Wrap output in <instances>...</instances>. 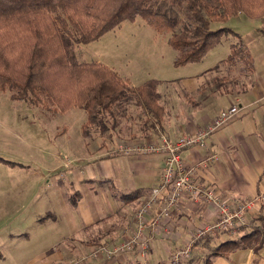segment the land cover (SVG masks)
Returning <instances> with one entry per match:
<instances>
[{
  "label": "crops",
  "instance_id": "crops-1",
  "mask_svg": "<svg viewBox=\"0 0 264 264\" xmlns=\"http://www.w3.org/2000/svg\"><path fill=\"white\" fill-rule=\"evenodd\" d=\"M239 16L242 15L236 17ZM251 22L257 23V27L260 26L257 30L261 29L262 33L252 41L243 39L253 60V70L246 71L244 63L236 62L241 65L236 80L229 81L222 74L234 67L223 61L231 55V46L239 41H233L227 52L213 53L215 47L209 52L212 56L206 59L208 61L203 59L175 71L172 68L176 51L168 43L169 36L161 42V35L153 29H149V33L154 45L161 49L158 56H154L156 62L146 69L133 66L130 78L120 75L134 88L149 80L161 81L160 103L167 111L165 121L160 125L162 130H159L172 140L196 133L234 104L239 107L234 121L210 136L204 147L185 150L182 158L188 165H194L212 156L213 160L200 171L198 183L215 185L232 205L255 200V206L248 212V224L239 236L221 233L197 242L193 258L186 264H205L213 250L229 240H239L262 223L264 225V19ZM216 23L220 24L218 27L226 28L222 22ZM218 65L219 69L214 70ZM174 85L182 87L192 97L187 106L180 105L178 98L173 99L172 104L165 99L167 92L174 90ZM177 106L178 113L168 111ZM70 111L83 110L74 108ZM41 113L43 115V111ZM37 122L41 124L39 118ZM70 127L64 131L66 142L61 148L49 153L36 150L39 164L27 166L18 162L21 166L16 167L20 169L17 174L31 178L21 183H27L23 192L27 198L24 205L28 202V207L35 205V208L30 215L23 217L19 228L9 235L8 242L13 246L16 243H47L52 250L51 254L44 256L43 262L33 261L31 264L67 263L76 254L100 247L111 249L130 238L136 227L137 208L161 182L164 167L161 155L111 156L108 152L122 144L124 139L113 136L97 146L86 145L77 137L79 134L75 133L76 139L72 138ZM151 138L130 136L134 142H146ZM43 198L46 206L37 207L36 203ZM160 206L155 205L148 215L146 233L151 237L148 260L135 250L114 260L96 259L92 264H171L173 253L191 241L200 226L216 218L213 207L189 199H184L168 217L160 215ZM22 214V207L15 212L19 218ZM2 215L4 218L10 216ZM157 218L156 232H153L151 224ZM29 219L31 223H27ZM28 224L32 226L31 230L25 228ZM50 224L53 225L49 227ZM57 226L66 228L67 233L52 230ZM209 264H264V246L260 250L252 247L225 250L222 255L213 257Z\"/></svg>",
  "mask_w": 264,
  "mask_h": 264
},
{
  "label": "trees",
  "instance_id": "trees-1",
  "mask_svg": "<svg viewBox=\"0 0 264 264\" xmlns=\"http://www.w3.org/2000/svg\"><path fill=\"white\" fill-rule=\"evenodd\" d=\"M242 13L252 19L264 17V0H0V93L10 91L14 101L53 105L63 113L83 110L88 117L85 136L90 128L105 133L108 115L124 117L127 108L135 105L146 117L145 125L159 133L161 81L149 80L134 88L104 64L78 62L75 47L141 18L157 33L169 34L178 68L201 62L226 35L239 38L229 28L213 30L212 25ZM236 62L244 63L246 71L253 70L243 41L232 45L231 55L223 61ZM0 162L18 166L1 157ZM263 246L262 223L213 250L205 264L225 250Z\"/></svg>",
  "mask_w": 264,
  "mask_h": 264
},
{
  "label": "rangeland",
  "instance_id": "rangeland-1",
  "mask_svg": "<svg viewBox=\"0 0 264 264\" xmlns=\"http://www.w3.org/2000/svg\"><path fill=\"white\" fill-rule=\"evenodd\" d=\"M241 15L242 16L239 17H232L221 24L237 33L240 36L238 40L232 35L224 36L213 53L222 50L227 52V48L231 46L233 41H244L245 38L248 39L247 41H252L254 37H257V34H262L261 29L257 30L260 26L257 27V23L253 22L255 23L253 24L251 22L254 19L243 13ZM256 19L262 20L264 17ZM218 26H220V24L215 23L212 29L218 30L220 28ZM149 29L152 28L146 25L145 21L141 18H137L134 22L126 21L119 28L107 33L99 40L87 45L76 46L74 50L77 61L80 63L100 61L101 64L106 66L108 64L111 68L115 69L119 75L130 78V69H133V66L139 68L140 65L145 69L148 67L150 68L156 62L154 56H158V51L161 50L158 48V45H154ZM160 35L159 38L161 42L164 37L167 38L169 36L167 33ZM208 54L204 58L205 61H208L206 59H210L209 57L212 56V54ZM233 65L234 67H231L229 71H223L222 74V76H224V78L227 77L229 81H233L234 78V80H236L239 74L238 71H240L241 65L234 63L230 66ZM174 67L172 69L175 71H180L179 69H181ZM245 69L244 67V70ZM173 89L174 90L167 92L165 99L172 104L174 101L173 99L178 98L180 100V105L183 104V106H187L189 101L192 100L190 94L185 93L182 87L179 88L177 85H174ZM11 95L12 92L10 91L0 93V157L18 166H21L18 162L27 166H34L38 159L36 150L49 153L51 150L61 148L63 146L62 144L66 142L64 131H66L69 126H71V130H69L70 134H72V138H75V133H77L79 134L77 137H79L83 143L86 145L92 144L93 146H97V143L106 142L108 138H112L113 136V138L124 139L122 144H134L136 142L130 139V136L139 135L155 137L158 133V128L152 130L151 125H145L146 117L143 116L141 108L130 105L124 117L117 116L113 118L110 115L107 116L106 121L108 127L105 133L102 132L101 128H90L88 130L90 135L85 136L82 128L81 138V127L84 122H86L84 125L88 122L87 114L84 111L77 112L69 110L70 112L67 111L63 113L57 111L53 105L34 106L28 104V106L24 104L26 102L22 103L12 100ZM159 105L163 110L162 120L164 122L167 110L164 109L162 103L159 102ZM233 106H235V104ZM41 111H43V115ZM168 111H172L176 114L179 111V107L171 108ZM43 116L48 117L45 119ZM38 118L41 124H37ZM142 127L143 131L141 132ZM41 134H43V136H41ZM94 138H96L97 141ZM114 150L115 148L109 151V155H111ZM37 164H39V161ZM16 167L17 166L0 162V264H31L33 261L37 263L43 262L45 260L44 256L46 257L52 253V250H50L51 247H49L47 243H16L13 246L8 242L10 241L9 235L19 228L18 226H20L23 217L30 215L32 209L35 208V205L33 207H28V202L24 205V201H26L27 198H25V193L23 192L27 183H21L31 178L21 173L17 174V172H20V169ZM23 198H25V200ZM44 201L45 198L38 200L36 203L37 207L46 206V204H43ZM21 207L23 208V214L20 216L22 218H19V216L15 215V212L17 209L20 210ZM44 209L45 208L40 210L43 211ZM2 214L10 216L6 215L7 217L4 218ZM27 223H31V219H29ZM52 225L53 224H50L49 227ZM27 227H29L30 230L32 229L30 224L26 225L25 228ZM48 228L40 227V229ZM52 230L67 233V229L63 226L60 228L58 226L53 227ZM138 252L141 255L140 251ZM94 253L95 251L79 253L73 256L74 258H71L67 263L64 262L60 264H92V261H94L92 255ZM119 257L122 256H115L112 258L102 256L97 259L107 258L114 260Z\"/></svg>",
  "mask_w": 264,
  "mask_h": 264
},
{
  "label": "built area",
  "instance_id": "built-area-1",
  "mask_svg": "<svg viewBox=\"0 0 264 264\" xmlns=\"http://www.w3.org/2000/svg\"><path fill=\"white\" fill-rule=\"evenodd\" d=\"M239 113L237 105L222 110L212 122L194 134L182 135L172 140L160 131L155 137L146 142L134 144H120L115 147L111 156H149L161 155L164 158V167L161 182L153 189L140 204L135 215L136 227L133 235L122 243L108 249L100 247L93 254L94 260L99 257L123 256L133 250L140 251L141 256L147 260L150 250L151 237L147 235L149 226L148 215L153 207L160 204V215L170 216V212L180 206L184 199L194 203H204L214 208L215 220L200 226L191 241L182 249L177 250L171 257V264H186L194 256V246L197 242L216 234L226 233L236 236L248 224V212L255 206V200H248L232 205L225 200L215 185L206 186L198 183L199 173L213 160L210 156L198 164L188 165L182 158V153L187 149L204 147L206 140L213 134L221 131L234 121ZM157 218L151 224L156 232ZM148 264V263H146Z\"/></svg>",
  "mask_w": 264,
  "mask_h": 264
}]
</instances>
